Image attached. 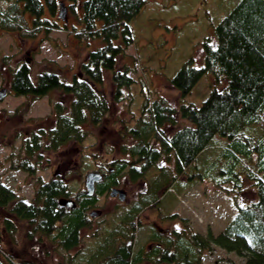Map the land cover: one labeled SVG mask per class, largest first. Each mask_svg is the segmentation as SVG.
<instances>
[{
  "label": "trees",
  "instance_id": "trees-1",
  "mask_svg": "<svg viewBox=\"0 0 264 264\" xmlns=\"http://www.w3.org/2000/svg\"><path fill=\"white\" fill-rule=\"evenodd\" d=\"M1 2L5 4H0L1 30H17L33 37L38 32L65 29L68 21L62 16L71 13L78 23L73 26L74 36L81 43L98 42L69 82L62 81L54 70L39 72L33 82L26 63L12 73L10 90L15 96L37 99L58 91L66 98L52 105V125L27 134L21 147L24 158L12 166L34 175L43 152L54 153L70 143L82 144L88 136L87 126L98 127L103 122L109 111L103 90L105 70L111 71L113 100L124 99V88L135 80L129 76V68L115 67L132 43L129 24L146 0ZM56 13L62 15L64 27L53 19ZM213 36V43L212 38H206L201 44L203 64L196 66L189 58L171 78L170 85L179 92L177 106L157 95L144 103L146 114L141 112L132 126L126 125L133 143L120 147L125 158L107 168H96L103 178L96 183L93 195L88 196L84 189L72 196L66 180L55 176L45 182L37 180L33 200L27 203L0 181V209L6 215L3 228L8 235H15V220H19L28 226L27 238L49 239L66 252L76 249L80 232L90 225L88 211L102 195L117 186L122 176L132 182L150 176L149 190L125 213L114 232L108 233L104 246L87 257V264H201L211 245L245 257L243 264H264V0H238L214 27ZM119 39L122 42L117 44ZM206 74L215 79L207 98L200 106L185 103L184 98ZM220 79L224 81L222 87L217 85ZM177 117L185 123L171 136L165 135L163 127L175 126ZM252 129L259 130L256 136ZM215 147L221 151L211 150ZM205 150L217 153V157L201 173L198 156ZM162 161H172L173 167L158 166ZM243 172L252 181L256 199L246 205L236 204L235 216L217 235H201L190 226H180L168 237L154 232L157 244L135 253L129 242L114 237L132 238L139 227L138 211L146 205L157 207V194L178 179L185 178L183 181L191 184L212 180L217 186L232 183L240 187ZM64 200L73 202L71 209L62 203ZM169 218L186 223L177 214ZM1 242L0 231V253ZM3 257L0 264H25L13 262L8 255Z\"/></svg>",
  "mask_w": 264,
  "mask_h": 264
},
{
  "label": "rangeland",
  "instance_id": "rangeland-1",
  "mask_svg": "<svg viewBox=\"0 0 264 264\" xmlns=\"http://www.w3.org/2000/svg\"><path fill=\"white\" fill-rule=\"evenodd\" d=\"M237 2L146 0L142 11L129 24L132 43L118 58L115 67L116 70L129 68L128 74L135 80L128 88H124V99L121 102L113 100L111 71L105 70L103 90L109 101V111L103 122L98 127L87 126L88 136L82 144L70 143L54 153L43 152L34 175L12 166L19 165L24 158L21 147L27 134L52 125V105L56 101H66V98L58 91H51L37 99L15 96L10 90L12 73L26 63L31 67L33 82L43 70H54L62 81L69 82L78 73L89 49H94L98 42L81 43L74 36L73 26H78V23L71 13L66 14L65 18L56 13L53 18L62 27L64 25L60 16L66 19L65 29H53L48 33L42 31L33 37L23 36L17 30L8 32L0 29V89L8 91L7 96L0 101V181L27 203L32 202L39 179L45 182L55 176L63 177L72 196L84 190L87 173L95 171L97 167L107 168L113 161L125 158L120 147L133 143L127 128L133 125L141 112L146 114L143 107L146 101H152L159 95L172 107L177 106L179 92L170 85L171 78L189 58L194 60L196 66L203 64L202 42L206 38H212L214 42V27ZM0 4L5 6L3 2ZM46 16L49 17L47 13ZM25 17L28 18L27 15ZM120 42L121 39L117 44ZM214 81L212 75L202 76L184 102L200 106L215 86ZM217 85L222 87L223 79ZM184 123L177 117V124L164 126L163 132L171 136ZM250 132L256 136L259 130L252 129ZM211 150L221 151L216 147ZM211 150H205L198 156L201 173L217 157V153ZM158 166L173 167L172 161H162ZM240 174V187L232 183L217 186L212 180H196L191 184L189 181L184 182L185 178H180L163 193L157 194L160 195L157 207L146 205L138 211L139 227L132 238L116 237V234L114 237L129 242L135 253L139 250L148 251L157 244L158 241L152 237L154 232L168 237L172 230L180 229V226H190L192 231L201 235H207L208 232L217 235L235 216L236 204L246 205L256 199L252 181L244 172ZM220 178L222 181V176ZM119 180L115 188L125 192V201L112 198L108 193L102 195L88 211V215H96L89 217V227L80 232L79 245L67 252L49 239L27 238L28 226L23 221L15 220L16 233L10 237L3 228L5 212L0 209V258L4 259V254L13 262L25 264H87V257L99 246H104L108 233L114 232L125 213L150 188V176L135 182L125 176ZM70 199L73 200V197ZM65 202L62 201L63 204ZM171 214L184 218L186 223L169 218ZM211 246V252L202 256L201 264H243L245 261L243 256Z\"/></svg>",
  "mask_w": 264,
  "mask_h": 264
},
{
  "label": "water",
  "instance_id": "water-1",
  "mask_svg": "<svg viewBox=\"0 0 264 264\" xmlns=\"http://www.w3.org/2000/svg\"><path fill=\"white\" fill-rule=\"evenodd\" d=\"M65 14V13H63ZM65 18V16H64ZM8 94V91L4 88L0 89V101L3 100ZM103 178V175L97 171H91L86 174L85 176V192L88 196H91L94 194L95 191V185L96 183L100 182ZM109 196L112 198H118L119 201H125L126 199V194L123 190L117 189V188H112L109 191ZM68 209H71L73 206V202L71 200H68L65 204ZM96 214L92 213L91 216L94 217Z\"/></svg>",
  "mask_w": 264,
  "mask_h": 264
},
{
  "label": "crops",
  "instance_id": "crops-1",
  "mask_svg": "<svg viewBox=\"0 0 264 264\" xmlns=\"http://www.w3.org/2000/svg\"><path fill=\"white\" fill-rule=\"evenodd\" d=\"M226 225H227V224H226ZM226 225H225V226H226Z\"/></svg>",
  "mask_w": 264,
  "mask_h": 264
}]
</instances>
